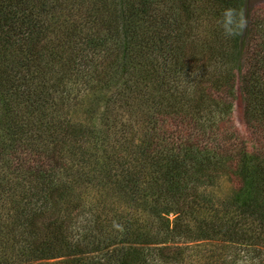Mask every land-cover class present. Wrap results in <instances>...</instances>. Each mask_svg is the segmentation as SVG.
I'll list each match as a JSON object with an SVG mask.
<instances>
[{"label": "trees", "instance_id": "obj_1", "mask_svg": "<svg viewBox=\"0 0 264 264\" xmlns=\"http://www.w3.org/2000/svg\"><path fill=\"white\" fill-rule=\"evenodd\" d=\"M196 1L0 0V264H193L190 252L199 264H240L248 256L264 264V138H254L255 127L264 130V74L255 75L257 66L264 71V7L255 10L248 30L250 41L263 38L256 63H247L242 74L235 75L243 94V134L252 139L238 136L234 144L229 138L224 145L211 134L194 139L193 132L198 134V127L207 124V116L229 112L212 86H176L183 83L179 74L186 66L172 55L180 48L175 38L190 37L192 23L202 17L214 25L219 21L222 30L211 34L215 43L205 41L195 53L201 60L215 57L217 68L234 67L244 0H206L208 5L199 6ZM93 3L102 6L103 19L90 14ZM76 11L84 14V29L72 19ZM155 18L165 19L166 34L145 29L143 23ZM88 26L92 32H85ZM230 37L232 59L224 52ZM86 48L109 49V56L115 57L104 66V75L98 63L82 61ZM158 59H174L178 68L163 71ZM133 60L141 69L161 71L153 77L149 106L141 103L132 111L146 129L136 142L123 133H135L128 121L113 131L108 120L112 100L106 96L123 85L122 94L134 91L131 80L120 81L130 75ZM83 63L92 80L77 76ZM83 82L95 89L88 103L82 100L87 93L70 89ZM98 82L107 84L99 89ZM102 102L104 111L99 113ZM162 102L169 110L160 121L153 105ZM228 104L231 110L233 104ZM170 119L174 131L164 126ZM229 173L235 186L221 212L215 197L206 192ZM145 177L152 179L147 187ZM201 187L206 190L200 193ZM107 197L150 212L152 225H140V219L125 210L109 217ZM87 214L88 225L78 228L74 218ZM172 214L177 215L173 227L166 218ZM212 244L216 246L211 253L202 251ZM194 246L199 250L191 251Z\"/></svg>", "mask_w": 264, "mask_h": 264}, {"label": "rangeland", "instance_id": "obj_2", "mask_svg": "<svg viewBox=\"0 0 264 264\" xmlns=\"http://www.w3.org/2000/svg\"><path fill=\"white\" fill-rule=\"evenodd\" d=\"M208 5L206 0L200 1L197 0L196 1V6L199 5ZM97 7V10H94V7ZM264 7V0H244L243 2V7H242V11L240 16L238 17V19H241V25L242 26H238V28H241V35L239 37L237 46H238V52L234 55V59H235V66L233 67L232 64H226L225 66L221 67L220 65H217L218 68L215 66V57L210 60H208V56H205V59H200V56L198 54L195 53V47H201L202 44L207 41V43H215L214 42V38H212V35H215V32H217L218 30L221 31L222 28L221 27V23L215 22V25L213 24V22L206 20L204 18L201 17V19L198 22H193L192 23V27H191V32H188V35H190V37H176L175 41L180 44V48L178 49V51L176 52V56H174V58H177L178 60H180V63L184 62L185 66H186V70L184 72L183 75L179 74V79L183 82L181 84H178L176 86H178L179 88H183L184 86H192V87H196L197 84H199V86H203L204 88H210L212 86L213 89H215L216 94L218 95V97H220V99L223 100V104L221 105L222 108H225V110L228 109V115H217V116H213V115H209L206 118L207 124H202L203 126L198 127L199 129V133L197 134V130L195 133L194 139H199L201 138V136L205 133L206 136L207 135H215L213 136V138H216L215 140H219V142H221L222 144H227L228 143V139L231 140L230 143L234 144L238 139L237 137H241L244 136L243 134V128L245 127V116H244V103H243V94L240 91L239 88V78L235 77L236 74L241 75L242 72L241 70H243L244 68H246V64L247 63H251L253 65H255V61L254 58L256 56V52L258 50V43L261 42L263 40V38L260 39H254L250 41V34H249V28L252 24L253 21V15L255 10H257L259 7ZM91 12L90 14L94 15V16H98L99 14V9L102 8V6H100L99 4H95L93 3L91 6ZM162 8V7H161ZM206 8V6H205ZM163 9H167L166 6L163 7ZM264 9V8H263ZM161 10L160 8H158L156 10L159 11ZM201 11V10H198ZM209 12V11H208ZM103 13L99 14V18L103 19L105 17V15H103ZM158 14H162V13H158ZM167 15V14H166ZM84 14L81 12H74L73 13V20H76L78 22V25L82 26L84 25V23L86 22L85 17H83ZM264 16V12L262 13V17ZM173 21V20H172ZM152 22V23H151ZM151 22L146 21L145 23H143L145 29L149 30V31H153L155 30L156 32H161L166 34L167 31V24L165 23V19L161 20L160 18H155L153 20H151ZM174 22V21H173ZM171 22V23H173ZM169 23V24H171ZM195 23V24H194ZM82 28L84 29V27L82 26ZM89 26L87 31L85 32H92L89 30ZM171 29L174 30V26H171ZM164 30V31H163ZM104 31V30H103ZM254 34V32H252ZM104 34L108 37L107 34V30L104 31ZM174 34L177 35L176 31H174ZM212 34V35H211ZM222 35V34H221ZM236 39V38H235ZM229 40V41H227ZM226 42L229 43V47L228 49H224L225 54L227 55L229 53V59H232V53L234 52V40L232 37H230L229 39H227ZM223 40H221L222 42ZM119 43V42H118ZM118 43H115L116 45H118ZM120 44V43H119ZM116 45L112 46V53L113 54H117L118 51L116 49ZM210 45V44H209ZM111 46V43L110 45ZM108 46V48H109ZM211 46V45H210ZM213 47L217 48V45H213ZM211 46V48L214 50V52L219 53L220 50L219 49H215ZM108 50H97L94 51L93 48H86L85 52L83 54V59L82 61H84V63H90L91 61L96 62L99 64V68H100V72L104 75L105 72V65H111V63L115 62V57H110L108 54ZM262 56L264 55V53L261 54ZM180 58V59H179ZM224 61L227 60L228 58L224 59L221 58ZM138 60V59H136ZM136 60H133L130 62V70H128V73H130V75H124L125 77L120 78L121 80H131V88L132 90H134L131 93H127L125 95V93L122 94V92L126 89V86H122L121 88H116L112 89L109 92H106L107 95L109 96L112 100L111 103V110L108 112L109 115V122L112 124V129L113 131L115 130H122L126 121H128L127 123V127L134 125L135 126V133L134 134H130V133H125L127 135H133V138L136 140H138V137H142V130L145 131L146 129L143 128V123L134 119H140L139 116L135 113H132V111H134L135 109H138V106H141L143 103H146L148 106V97L149 94L152 91V86H153V77L156 75V73H159L161 71H155L152 73L151 68H147V67H143L141 69V67H138V65L136 64ZM79 61V62H82ZM156 61V60H155ZM158 59V64L161 67V69L164 71L171 69V70H175L176 68H178V66L176 65V63L173 60H170L169 62L166 61H161ZM213 61V62H210ZM84 63L83 66L80 67L77 72V76L80 77L82 80H92L89 78L88 76V71L85 70L84 67ZM169 64V65H168ZM171 66V68H170ZM233 67V71L230 70ZM147 69H149V73L147 71ZM122 70V69H121ZM166 73H169V71H165ZM259 72V75H263L264 71H262V69H259V66H257V71L255 73V75ZM215 74V75H214ZM110 77V76H109ZM108 77V78H109ZM119 77V76H117ZM232 77L236 80H233ZM240 77V76H239ZM107 78V76H106ZM152 78V79H151ZM149 79L152 80V83H149ZM221 80V84L218 83V85H213V82H210V80ZM101 81V80H100ZM74 83L78 84V82H76V79L73 81ZM227 83V85H225ZM90 84H96V82H92ZM107 84V82H98L97 86L99 89H102L103 87H105ZM87 85L86 83H82L80 85H72L70 86V89H73V91L75 93L78 92H82L83 93H87L84 97H83V101L88 103L91 100H94L96 95H92L91 93L95 90L93 86L91 85ZM198 87V85H197ZM196 87V89H197ZM174 89H176L175 86H173ZM138 92V95H135L134 92ZM228 91V92H226ZM233 94L232 96L230 95ZM100 94V93H98ZM102 95V94H101ZM113 95V96H112ZM154 95H156V93H154ZM90 96V99H89ZM113 98V99H112ZM234 98V99H233ZM227 100V102L225 103V101ZM242 100V101H240ZM232 103L233 107L231 110H229L228 106H230L228 103ZM73 105H76L77 101H72L71 102ZM142 103V104H141ZM168 103H163L160 104L158 107L153 105V111L157 110L160 112L158 119L161 121L162 116H165L166 112L169 110V107L167 105ZM104 105V103H101V107ZM69 107H72L71 105H69ZM67 107V108H69ZM134 109V110H133ZM74 111V110H71ZM104 108L102 107L100 109V111H98L99 113L103 112ZM145 109H143V119H145V117L147 118V112L145 114ZM75 112V111H74ZM145 116V117H144ZM134 118V119H133ZM153 119V117L151 115H149V119ZM213 120L212 122L209 123L210 120ZM125 120V121H124ZM124 121V122H123ZM173 120L170 119L169 122H165L164 126H166L167 130H173L174 129V124H173ZM147 123L153 124V122L148 121ZM162 124V123H161ZM170 124V126L168 127V125ZM254 124V123H253ZM154 125V124H153ZM247 127V126H246ZM160 128V127H159ZM165 128V127H164ZM253 129V128H252ZM256 129V135H255V139L258 138H264V130L262 127H255ZM150 131V129H149ZM174 131V130H173ZM152 133V131H150ZM163 131H161L162 133ZM153 134V133H152ZM246 135V133H245ZM246 137V136H244ZM178 136L174 138V140H177ZM248 138V137H246ZM165 139H167V137H161L160 141L164 142ZM197 139V140H198ZM248 139H252V138H248ZM214 141V139H212ZM171 141V140H168ZM173 142V141H172ZM211 143H213L211 141ZM211 145V144H208ZM252 148H250L251 150ZM147 177V176H146ZM145 177V178H146ZM146 183L143 182L144 187L149 186L152 183V179H150V177L145 179ZM235 179L234 177L229 173V175H221L220 177H218V179L216 180V185L213 188H209L207 189L208 192L207 195L213 196L215 197L214 199H216V208L221 211L224 212L227 209V202L229 201V198L232 194V190L235 186ZM76 188V187H73ZM206 190V188L201 187L199 189L198 192H204ZM75 194L78 195L80 193V190L75 189L74 190ZM160 193V192H159ZM201 195V194H200ZM159 196V194L157 195V197ZM106 201V205L108 206L107 208L110 210V214L109 217H113L114 214L117 215V213L122 212L125 210V214H133L136 218L140 219V225L142 226H150V224L152 225L151 218H150V212H142V210H136L134 208H129V205L127 203H125V201L123 202L122 199H120L119 197H107L105 199ZM151 203H154V197L151 199L150 201ZM84 205V203H81ZM84 210H90L91 206H87L84 205ZM188 207V205H186ZM89 217V215H83L82 217H78V215H76L75 219V223L77 224L78 228L82 227L81 225L83 224V226L88 225V220L87 218ZM7 218V217H6ZM166 218L170 221V223L172 224L171 226L173 227L174 222L177 218V215L172 214L169 216H166ZM12 220V219H11ZM157 220H155L156 222ZM162 222V221H161ZM160 222V223H161ZM192 222V221H191ZM156 224L157 226L160 224ZM191 225L193 226L194 224L191 223ZM9 227L4 229V232H8ZM76 231H78L76 229ZM204 245H201L200 247H203ZM216 244H212V245H207L205 246V248H202V251H209L210 253L212 252V250H215ZM199 250L198 247L194 246L191 248V251H197ZM192 254V263L193 264H199L200 263V259L199 258H195L196 255H194L192 252H190ZM262 257L264 258V252L262 253ZM251 256H248L247 258H244V261H242L240 264H256V261L251 260L250 259ZM34 264H38V263H34ZM50 264H56L55 261L51 262ZM158 264V263H155Z\"/></svg>", "mask_w": 264, "mask_h": 264}]
</instances>
